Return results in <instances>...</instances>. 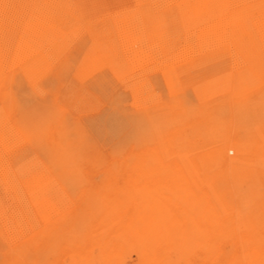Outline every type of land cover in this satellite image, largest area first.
Returning a JSON list of instances; mask_svg holds the SVG:
<instances>
[{"label":"rangeland","instance_id":"1","mask_svg":"<svg viewBox=\"0 0 264 264\" xmlns=\"http://www.w3.org/2000/svg\"><path fill=\"white\" fill-rule=\"evenodd\" d=\"M201 1L0 0V264H264V0Z\"/></svg>","mask_w":264,"mask_h":264},{"label":"bare ground","instance_id":"2","mask_svg":"<svg viewBox=\"0 0 264 264\" xmlns=\"http://www.w3.org/2000/svg\"><path fill=\"white\" fill-rule=\"evenodd\" d=\"M199 1V0H198ZM211 1V0H210ZM229 1V0H228ZM231 1V0H230ZM235 1V0H234ZM240 1V0H239ZM245 1V0H244ZM196 2H197V0H196ZM201 2H203V0L201 1ZM201 2H200V4H201ZM205 2H206V0H205ZM219 2V1H218ZM220 2H221V0H220ZM220 2H219V4H220ZM223 2V1H222ZM225 2V1H224ZM233 2V1H232ZM248 2V1H247ZM246 2V3H247ZM195 3V2H194ZM198 3V2H197ZM215 3V2H214ZM225 3H227V1L225 2ZM224 3V4H225ZM229 3V2H228ZM233 3H235V2H233ZM203 4H204V2H203ZM209 4V3H208ZM211 4V3H210ZM213 4V3H212ZM199 5V4H198ZM227 5V4H226ZM236 5V4H235ZM200 6V5H199ZM214 6V5H213ZM223 6H225V5H223ZM229 6V5H228ZM7 156V155H6ZM105 177V176H104Z\"/></svg>","mask_w":264,"mask_h":264}]
</instances>
